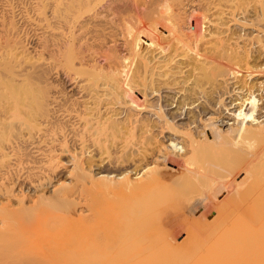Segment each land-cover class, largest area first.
<instances>
[{
  "label": "bare ground",
  "instance_id": "bare-ground-1",
  "mask_svg": "<svg viewBox=\"0 0 264 264\" xmlns=\"http://www.w3.org/2000/svg\"><path fill=\"white\" fill-rule=\"evenodd\" d=\"M156 1L0 0V264H264V0Z\"/></svg>",
  "mask_w": 264,
  "mask_h": 264
},
{
  "label": "rangeland",
  "instance_id": "rangeland-1",
  "mask_svg": "<svg viewBox=\"0 0 264 264\" xmlns=\"http://www.w3.org/2000/svg\"><path fill=\"white\" fill-rule=\"evenodd\" d=\"M124 2V0H119V1H116V2H113V0L111 1V0H104V2H103V4H102V6H105L106 7V9L107 10H109V8L111 7V9H110V11L112 10V9H114V11H117L118 9H120V10H118L117 12L119 13V11L121 12V10H123L124 9V7H125V12H124V14L122 15V13L123 12H121V13H119L120 14V16H119V14L117 15V13L116 12H114L113 10H112V12H110V13H115L114 15H117V16H114V15H112L114 18H115V20L116 19H121L120 17L122 16V18H124V20L126 19V21H128V20H132V18H136V17H138L139 15V17H143L142 15L143 14H145V12L147 11V9L149 8V5L150 4H152L150 1H153V0H140V1H136V0H131V1H129V0H126L124 3H122V2ZM157 1H159V0H157ZM156 1V2H157ZM161 1V0H160ZM163 1V0H162ZM196 3L198 2L199 3V1H197V0H194ZM117 2H119V3H117ZM121 2V3H120ZM126 2H128V3H126ZM149 2V3H148ZM168 1H166V3H167ZM195 2H194V7H196V6H198L197 4H195ZM139 4V6H138V4ZM163 3V2H162ZM162 3L161 4H159V5H161L162 6ZM117 4V5H116ZM136 4V5H135ZM123 5V7H121ZM163 5H164V3H163ZM121 8H123V9H121ZM126 6H127V9H126ZM147 6V7H146ZM200 6V5H199ZM109 7V8H108ZM118 7V8H117ZM146 7V8H145ZM160 7V6H159ZM129 8H131V9H129ZM137 8V10H135ZM116 9V10H115ZM142 9H143V11H142ZM146 11H145V10ZM198 9V7H196V10ZM199 9H200V7H199ZM126 10H127V12H126ZM140 10V11H139ZM130 11V12H129ZM134 11V12H133ZM136 12V13H135ZM190 12H194L193 11V9H191V11ZM197 12H199V10H197ZM128 16L127 18H126V16ZM198 15V14H197ZM197 15L195 14V16L197 17ZM133 16V17H132ZM119 17V18H118ZM129 18V19H128ZM198 18V17H197ZM137 19V18H136ZM194 28V30H196V28L195 27H193ZM120 49V48H119ZM104 63V62H103ZM62 74H63V72H62ZM64 79H66V77H63ZM67 81H68V79H67ZM253 82H255V83H257V84H259V83H261V82H263V84H262V88L260 87V89H258V92L257 93H255V95H256V99L254 100L255 101V104L254 105H256L257 106V108L255 109L256 111H257V113H255L254 115H253V120H255V122H258V121H261V120H264V117H262V119L260 120V118H261V116H260V114H262L263 112H264V93L262 92V91H260V90H264V76H261V77H257V78H255L254 79V81ZM263 115V114H262ZM264 116V115H263ZM255 118V119H254ZM246 169V168H245ZM249 169V168H248ZM244 169H242L241 170V172H244L243 171ZM249 172H251L250 170H249ZM245 173H246V171H245ZM244 173V174H245ZM247 174H248V172H247ZM242 191H243V189H242ZM241 190H239V193L237 192V194H239L238 195V197L240 196V198L243 196V195H245V194H247L248 195V193H249V191H247V189H245V191H247V192H242ZM243 193V195H241L242 193ZM246 195V196H247ZM249 196V195H248ZM243 197H245V196H243ZM242 197V198H243ZM93 240H94V237H93ZM161 245V244H160ZM166 245V244H165ZM166 246H169V245H166ZM159 247V246H158ZM165 246H164V244L162 245V248H164ZM174 247V246H173ZM171 248L170 247V249H172L171 251L173 252V250H174V248ZM103 248V247H102ZM157 248V247H156ZM166 248V247H165ZM164 248V249H165ZM105 249V248H104ZM168 250H169V248H167ZM167 249H165L166 251H167ZM77 250H79V249H77ZM157 250H158V248H157ZM160 250H162L161 249V246H160ZM160 250H158V252H161ZM164 250V251H165ZM72 252H73V250H71ZM70 251V252H71ZM75 251V250H74ZM80 252L78 253L77 251V254H76V252H75V254H71L69 251H67L66 252V250L65 251H63V254H62V251H56V253H58V252H61V253H58L57 255L59 256H56V255H54L55 253H54V251L51 253L50 251H49V253H48V256H52L53 257V255L54 256H56L54 259H52V257H50V259H52L53 260V262L54 261H56V262H60V263H67L69 260H67L66 261V259H65V257L64 256H62V255H64V254H67V253H69V254H67L68 256H71L72 255V259H75L79 254H81V251L82 250H79ZM105 251H107L106 249H105ZM163 251V250H162ZM165 251V252H166ZM175 252H176V250H174ZM23 252V251H22ZM29 252V251H28ZM64 252H66V253H64ZM108 252V251H107ZM165 252H163V253H165ZM20 253V252H19ZM19 253H17L18 255H19ZM23 253H27V251H25V252H23ZM23 253H22V255H23ZM31 253V252H30ZM30 253H27L28 255L30 254ZM83 253H85V252H83ZM106 253V252H105ZM109 253H110V251H109ZM162 253V252H161ZM60 254H62V255H60ZM166 254H170V253H168V252H166ZM12 255H14V254H12ZM16 256V254L14 255V257L16 256L17 258L19 257V256ZM21 255V253H20V258H19V260H17V261H20V263L19 262H17L18 264H24V262H21L22 260L21 259H24V255L22 256ZM27 255V256H28ZM31 255V254H30ZM73 255H76V257L75 258H73ZM84 254H81V256H83ZM9 256V255H8ZM27 256H25V258L27 257ZM32 256H33V258H34V255L32 254ZM47 255H46V258L48 257ZM68 256H66L67 257V259H70ZM80 256V257H81ZM23 257V258H22ZM30 259H33L31 256H28ZM64 257V258H63ZM148 257H150V256H148ZM155 257V256H154ZM157 257H159V256H157ZM8 258H12L11 260H9V261H12L13 259H14V261H15V259L16 258H13V257H8ZM58 258V259H57ZM60 258H62L61 259V261L59 260ZM79 258V257H78ZM77 258V259H78ZM153 257H151L150 259H152ZM30 259H28L27 258V260L29 261ZM48 259H49V257H48ZM65 259V261L63 262V260ZM7 260V261H8ZM34 260V259H33ZM6 261V260H5ZM24 261H26L25 259H24ZM13 262V261H12ZM12 262H9V263H12ZM16 262V261H15ZM33 263H34V261H32ZM55 262V263H56ZM75 263L76 262H78V261H74ZM74 262H73V264H74ZM26 263V262H25ZM28 264H30L31 262H27ZM79 263V262H78ZM78 263H76V264H78ZM7 264V263H6Z\"/></svg>",
  "mask_w": 264,
  "mask_h": 264
}]
</instances>
